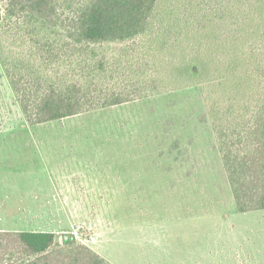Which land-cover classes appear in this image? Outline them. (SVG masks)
<instances>
[{"label": "rangeland", "instance_id": "1", "mask_svg": "<svg viewBox=\"0 0 264 264\" xmlns=\"http://www.w3.org/2000/svg\"><path fill=\"white\" fill-rule=\"evenodd\" d=\"M210 4L164 0L151 31L136 40L133 61L172 77L196 58L240 54L233 32L232 50L222 46L227 18L210 12ZM4 8L0 2L4 55L29 58ZM205 84L32 126L0 60V231L53 232V251L73 235L111 264H184L190 220L224 212L218 237L212 221L206 226L207 244L223 250L211 253L224 264H264V210L236 208L200 89Z\"/></svg>", "mask_w": 264, "mask_h": 264}, {"label": "trees", "instance_id": "2", "mask_svg": "<svg viewBox=\"0 0 264 264\" xmlns=\"http://www.w3.org/2000/svg\"><path fill=\"white\" fill-rule=\"evenodd\" d=\"M208 1L210 12L216 8L227 18L222 46L232 50L240 40L243 50H226L205 63L196 58L190 70L176 67L170 77L132 59L136 40L151 31L164 0H0L29 57L9 58L0 44L26 122L33 126L204 82L200 89L236 208L264 210V0ZM255 84L259 89L252 90ZM65 236L53 251V232L0 231V264H111Z\"/></svg>", "mask_w": 264, "mask_h": 264}, {"label": "crops", "instance_id": "3", "mask_svg": "<svg viewBox=\"0 0 264 264\" xmlns=\"http://www.w3.org/2000/svg\"><path fill=\"white\" fill-rule=\"evenodd\" d=\"M200 215L201 216L197 218H192L190 222L189 220L186 222H189L191 226L190 230H184L186 243L188 244L186 246L187 259L184 264H224L223 259H218L211 253H223V250H221V247L219 246L211 247L207 244L208 237L206 235V226L208 225V222L212 221L217 227L216 230L214 229V231L216 232L214 235L218 237L220 226L224 227L225 214L224 212H217V215L212 217H208L207 215L203 216L204 214L201 213ZM203 226H205V228ZM262 257L264 258V256Z\"/></svg>", "mask_w": 264, "mask_h": 264}, {"label": "water", "instance_id": "4", "mask_svg": "<svg viewBox=\"0 0 264 264\" xmlns=\"http://www.w3.org/2000/svg\"><path fill=\"white\" fill-rule=\"evenodd\" d=\"M65 238L67 239V236H65Z\"/></svg>", "mask_w": 264, "mask_h": 264}]
</instances>
